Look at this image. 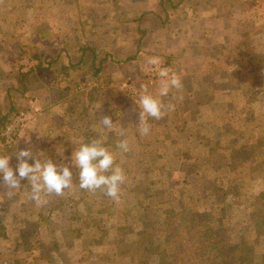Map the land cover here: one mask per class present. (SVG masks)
<instances>
[{"label":"rangeland","instance_id":"rangeland-1","mask_svg":"<svg viewBox=\"0 0 264 264\" xmlns=\"http://www.w3.org/2000/svg\"><path fill=\"white\" fill-rule=\"evenodd\" d=\"M189 1L0 0V113L13 105L10 120L22 111L29 117L12 140H0V154L14 173L21 149L32 153L29 164H64L74 184L37 206L27 179L11 199L0 181V264H264V0ZM86 44L110 50L112 79L86 66L83 82L95 84H79L91 88L75 96L58 70L99 56ZM150 56L182 87L159 97L165 116L149 118L143 136L124 84L137 91L147 84L158 96ZM44 85L79 103L56 125L44 120ZM103 116L116 130L100 125ZM123 138L128 153L116 146ZM93 139L104 141L126 176L118 201L78 187L71 154Z\"/></svg>","mask_w":264,"mask_h":264},{"label":"clouds","instance_id":"clouds-1","mask_svg":"<svg viewBox=\"0 0 264 264\" xmlns=\"http://www.w3.org/2000/svg\"><path fill=\"white\" fill-rule=\"evenodd\" d=\"M145 63L157 69L160 77L158 96L149 91L147 84H141L137 100L139 113V133L147 136L150 133L148 119L161 120L165 116L164 105L159 97H165L171 89L182 87L181 78L168 67H161L162 61L159 57H146ZM168 110H174V105H169ZM100 125L108 131L116 130L115 123L109 116L100 119ZM120 136H124L121 128ZM117 148L121 153H128L130 145L127 138L117 142ZM32 157V153L27 149H21L16 153L19 161L15 169L10 167V157L0 154V181L6 186L8 191L5 195L11 199L21 188V180L27 179L30 185L28 199L37 206L45 205L47 197L62 196L66 189L72 188L73 173L64 164H54L48 159H36L33 164H29L26 159ZM116 157L113 152L104 146L102 139H93L90 143H80L71 154L72 166L79 169L78 187L88 192L100 190L103 194L113 200L120 199V186L125 182L126 176L123 169L116 164Z\"/></svg>","mask_w":264,"mask_h":264},{"label":"crops","instance_id":"crops-1","mask_svg":"<svg viewBox=\"0 0 264 264\" xmlns=\"http://www.w3.org/2000/svg\"><path fill=\"white\" fill-rule=\"evenodd\" d=\"M208 2L210 3L209 5H212V0H208ZM189 3H193L190 5L192 7H195V6H201L203 4V1L191 0V1H189ZM204 3H205V5H207V0H204ZM84 38H86V40H88V35L86 32H84ZM104 42L105 43H103V45L108 46L110 49V45L112 44V40H110V38L108 37V41H104ZM87 45H88V47L91 48L92 52L95 53V51H96L99 56L97 57V54L94 55L93 53L92 54L90 53L91 56H89V53H88L87 57H90V58H87V57L82 55L81 57L77 58L75 61L71 60L70 62H68L69 65L65 64L64 66H62V67H69L67 70V73H65V74L61 73V71H59V70H58L59 73L57 72L59 74L58 75L59 80L64 81V82L67 81L66 83L68 85L71 84V86L65 85V87L68 86L67 87L68 92L70 93V91H72L75 96L78 93V91H81L82 89L85 88V87L79 88L78 87L79 84L88 85V84H84V82H83V80H84L83 68L86 66L88 68L94 70L91 72L93 73V75L95 77H97V78L101 77V80L112 79V57L109 55L110 50L108 49L106 51L108 54H106L104 52H100L99 45H94V48L96 49L95 51H94V49H92L90 44H86V48H87ZM100 56H103V57L101 58ZM45 65H47V64H45ZM62 67H60V68H62ZM73 68H76V71H79V77L78 78H77V73H76V71L73 70ZM108 68H109V70H108ZM40 69H42V66L39 68V70ZM94 76H92L90 74L89 80H87V81L89 82L91 80H95ZM78 79H80V81ZM92 83L93 82H91L90 85ZM97 83L99 84L100 82H97ZM93 84H95V83H93ZM90 85H88V86H90ZM95 86H97V85H95ZM100 87H104V85L102 84V85H100ZM42 88H41V91L43 92V96L40 98L39 101L41 102V100H42V105H43L42 110L45 111L44 120H46L49 123H53L56 125L58 123L57 117H58L59 113L60 114L70 113L69 108H77L79 106L78 105L79 103L76 102L77 99H75L74 97H71V95H69V94H59L60 91L57 90L56 88H54V85H50V86L44 85V87H42ZM88 88H91V87H86L84 90H86ZM84 96H87V95H84ZM89 101H88V103L90 104ZM82 102H83L84 107L86 108L87 107L86 103L83 100H82ZM90 105H92V104H90ZM11 106H13V105H10V107ZM5 113H0V115H3ZM40 114H41V112L38 110V108H36L35 115H40ZM40 120H42V119H40ZM49 132L53 133L51 128L49 129Z\"/></svg>","mask_w":264,"mask_h":264},{"label":"built area","instance_id":"built-area-1","mask_svg":"<svg viewBox=\"0 0 264 264\" xmlns=\"http://www.w3.org/2000/svg\"><path fill=\"white\" fill-rule=\"evenodd\" d=\"M124 86L126 87L128 95L136 101L137 100L136 93L138 91L136 87L134 86V84L132 82L126 81ZM35 112H36V109L34 110V114ZM27 119H29V117H27V114L22 111L13 120H10L9 125L5 127V130L2 133V136L4 137V139L8 141L12 140V133L15 131L17 126L22 127L23 122Z\"/></svg>","mask_w":264,"mask_h":264},{"label":"trees","instance_id":"trees-1","mask_svg":"<svg viewBox=\"0 0 264 264\" xmlns=\"http://www.w3.org/2000/svg\"><path fill=\"white\" fill-rule=\"evenodd\" d=\"M33 57H34V59H37L38 58V63L35 65L34 69H39L41 67V65H40V59H39V57H37V55H33ZM68 68L69 67H62V68L59 69V71H61V73H64L65 74V73H67ZM34 69L31 67L27 71L23 72L22 73L23 80H26L27 77H28V75H29V73L32 72ZM13 111H14V107L11 106L9 108V110L5 114L0 115V140L4 139V137L1 134L3 133L6 125L10 122V117H12V112Z\"/></svg>","mask_w":264,"mask_h":264}]
</instances>
